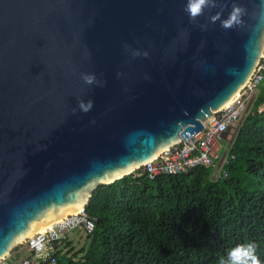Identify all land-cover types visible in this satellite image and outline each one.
Instances as JSON below:
<instances>
[{"label":"water","instance_id":"water-1","mask_svg":"<svg viewBox=\"0 0 264 264\" xmlns=\"http://www.w3.org/2000/svg\"><path fill=\"white\" fill-rule=\"evenodd\" d=\"M237 2L241 25L201 31L186 0H0V260L13 264L98 187L213 129L264 54V0ZM219 3L227 18L232 0Z\"/></svg>","mask_w":264,"mask_h":264},{"label":"trees","instance_id":"trees-1","mask_svg":"<svg viewBox=\"0 0 264 264\" xmlns=\"http://www.w3.org/2000/svg\"><path fill=\"white\" fill-rule=\"evenodd\" d=\"M262 105L261 82L217 180L212 168L154 181L138 170L98 187L86 208L97 220L88 248L73 256L55 251V264H218L245 242L256 244L264 264Z\"/></svg>","mask_w":264,"mask_h":264},{"label":"built area","instance_id":"built-area-1","mask_svg":"<svg viewBox=\"0 0 264 264\" xmlns=\"http://www.w3.org/2000/svg\"><path fill=\"white\" fill-rule=\"evenodd\" d=\"M264 54L260 63L242 92L223 110L215 115L211 125L213 129H203L196 135L183 138L177 145L166 150L154 160L145 164L138 177H145L154 181L162 176H175L186 174L189 170L197 167H213L212 179L217 180L219 172L229 162V150L231 142L225 140V135L236 126H239L257 96L258 88L262 82L264 88ZM264 115V106L259 109ZM228 141L226 149L221 155L218 154L222 144ZM235 157L232 156V159ZM138 171V170H137ZM224 173V177L226 178ZM97 220L92 218L86 210L69 215L44 231L37 232L24 245L29 252V257L21 255V250L16 253V261L19 264H55L54 244L61 242L69 235L83 231L86 236L94 233ZM5 264V259L0 260Z\"/></svg>","mask_w":264,"mask_h":264},{"label":"clouds","instance_id":"clouds-1","mask_svg":"<svg viewBox=\"0 0 264 264\" xmlns=\"http://www.w3.org/2000/svg\"><path fill=\"white\" fill-rule=\"evenodd\" d=\"M218 7L220 8V11H217L215 14L208 15L206 17L205 23H199V18L201 16H205L206 10L208 12H211L212 9H216ZM225 7H227V5H221L219 3V0H186V4L184 6L183 11L188 15L189 22L192 24H196L201 29V31H207L208 30L209 22L211 24H215L217 21H219L221 27L225 30L232 29V28H235V27L241 25L242 24V17L246 14V11H247L246 8H244L240 3H238L237 0H232L231 11L229 12L227 18H222L223 11H224ZM260 8H261L262 12H264V3H262L260 5ZM182 32L185 35H187L186 29H182ZM128 48H129V46L125 45L126 51L128 50ZM148 55H149V53L147 51L134 50L132 52L133 57L143 56L146 58V57H148ZM81 79L83 80V82L86 85H94L95 84L97 86H103V83H104L103 81L98 80L94 73H82ZM242 90H241V92H242ZM263 106L264 105H262L260 108H262ZM251 107H252V105H251ZM78 108L82 112L87 113L93 108V101L88 100L87 102H85L84 100L81 99L78 101ZM259 109H258V112H259ZM75 111L76 110L73 109L74 113H75ZM243 120H241V122L239 123V126L241 125ZM239 126H236L234 129H236V131H237ZM232 141H233V139L231 140V143H232ZM211 180L214 181L212 179V176H211ZM71 235H74V233ZM71 235L66 237L61 242L55 243L54 244L55 245L54 250L57 251L59 244L67 242L69 237H71ZM67 244H69V243L67 242ZM24 245L21 246L20 248H18L14 253L16 254L20 250L23 251ZM256 247H257L256 244L253 242H245V243L237 244L235 247H232L231 249H229L225 255H221L219 257L218 264H261V261H260L259 257L257 256V253H256ZM69 252L70 251H68L64 254H67V253L69 254ZM14 253H13V255H14ZM69 255L71 256V254H69ZM14 259H15V262H17L16 258H14Z\"/></svg>","mask_w":264,"mask_h":264},{"label":"rangeland","instance_id":"rangeland-1","mask_svg":"<svg viewBox=\"0 0 264 264\" xmlns=\"http://www.w3.org/2000/svg\"><path fill=\"white\" fill-rule=\"evenodd\" d=\"M236 132H237L236 129L230 130L225 135V140H228L231 142V140L234 138ZM228 141H225L222 144V147H221V149H219V152H218L219 155H221L223 153V151L226 149ZM211 168L213 169V167H211ZM67 242L69 244H67ZM67 242L59 244L57 251L61 252L63 254L70 251L69 254H71V256L79 255L82 252V250H85L88 248V244H89V241H88L86 235L83 233V231L75 232L74 235H71V237H69ZM25 248L26 247L24 246L23 251H21V255H23L25 258H28L29 252ZM14 255H15V253H14ZM14 264H19V263L15 262Z\"/></svg>","mask_w":264,"mask_h":264},{"label":"bare ground","instance_id":"bare-ground-1","mask_svg":"<svg viewBox=\"0 0 264 264\" xmlns=\"http://www.w3.org/2000/svg\"><path fill=\"white\" fill-rule=\"evenodd\" d=\"M231 102H232V101H231ZM231 102H230V103H231ZM230 103H229V104H230ZM229 104H228V105H229ZM228 105H227V106H228ZM49 227H50V225H49V226H46V227H43V228H40V229H39V233L46 231Z\"/></svg>","mask_w":264,"mask_h":264}]
</instances>
